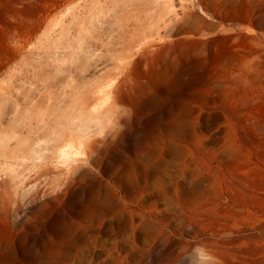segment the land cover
<instances>
[{
	"label": "rangeland",
	"instance_id": "rangeland-1",
	"mask_svg": "<svg viewBox=\"0 0 264 264\" xmlns=\"http://www.w3.org/2000/svg\"><path fill=\"white\" fill-rule=\"evenodd\" d=\"M0 264H264V0H0Z\"/></svg>",
	"mask_w": 264,
	"mask_h": 264
}]
</instances>
